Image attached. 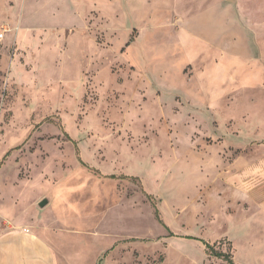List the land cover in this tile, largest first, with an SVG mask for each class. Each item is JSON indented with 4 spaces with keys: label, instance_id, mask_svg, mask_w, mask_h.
<instances>
[{
    "label": "rangeland",
    "instance_id": "1",
    "mask_svg": "<svg viewBox=\"0 0 264 264\" xmlns=\"http://www.w3.org/2000/svg\"><path fill=\"white\" fill-rule=\"evenodd\" d=\"M104 1L0 0V233L35 226L58 264H264L212 182L264 145L254 40Z\"/></svg>",
    "mask_w": 264,
    "mask_h": 264
},
{
    "label": "crops",
    "instance_id": "2",
    "mask_svg": "<svg viewBox=\"0 0 264 264\" xmlns=\"http://www.w3.org/2000/svg\"><path fill=\"white\" fill-rule=\"evenodd\" d=\"M81 1L86 4L105 2L104 0ZM114 1L117 6L124 1L130 2V5L153 2V0ZM154 1L161 3L159 0ZM180 1L189 16L195 14L198 20H202L201 17L203 18L205 13L211 16L214 24L212 36L216 39L227 36L228 31L231 30L229 24H236L235 27L239 24L240 28L246 29L249 37L254 40L257 51L255 55H244L245 61L253 64L252 66L248 64L251 69L260 67L264 71V0ZM204 8H207L206 12ZM243 51L245 50H239V52ZM253 83L256 82L253 81L251 84ZM263 113L260 114L261 117ZM244 149H248L250 153L227 163L221 162L226 169L218 178H213L212 182L218 181L224 187L219 192L224 191V197L228 195L227 200L231 207H226L222 212L229 216L228 221L231 223L232 220L235 229L239 228V231H236L241 232V238L246 240V246L254 231L257 232V237L264 238V145L252 144L249 141L246 145L244 144ZM37 231L39 229L33 226L27 230L19 228L0 233V264H58L51 245ZM230 240L237 248L236 242L239 237L236 235L235 240L232 238ZM247 248L248 246L243 249V252L244 250L246 252Z\"/></svg>",
    "mask_w": 264,
    "mask_h": 264
},
{
    "label": "water",
    "instance_id": "3",
    "mask_svg": "<svg viewBox=\"0 0 264 264\" xmlns=\"http://www.w3.org/2000/svg\"><path fill=\"white\" fill-rule=\"evenodd\" d=\"M39 205L40 207H45L47 205V200H43Z\"/></svg>",
    "mask_w": 264,
    "mask_h": 264
},
{
    "label": "trees",
    "instance_id": "4",
    "mask_svg": "<svg viewBox=\"0 0 264 264\" xmlns=\"http://www.w3.org/2000/svg\"><path fill=\"white\" fill-rule=\"evenodd\" d=\"M207 247H210L209 245H206ZM218 255H222V254H218ZM230 261V263L231 264H234L233 262H232V260H229Z\"/></svg>",
    "mask_w": 264,
    "mask_h": 264
},
{
    "label": "built area",
    "instance_id": "5",
    "mask_svg": "<svg viewBox=\"0 0 264 264\" xmlns=\"http://www.w3.org/2000/svg\"><path fill=\"white\" fill-rule=\"evenodd\" d=\"M4 31H6V28H4ZM0 37H3V35L1 34V36Z\"/></svg>",
    "mask_w": 264,
    "mask_h": 264
}]
</instances>
